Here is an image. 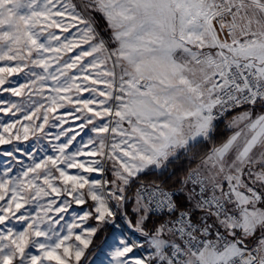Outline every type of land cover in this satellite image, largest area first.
Returning a JSON list of instances; mask_svg holds the SVG:
<instances>
[{"label": "snow or ice", "instance_id": "snow-or-ice-1", "mask_svg": "<svg viewBox=\"0 0 264 264\" xmlns=\"http://www.w3.org/2000/svg\"><path fill=\"white\" fill-rule=\"evenodd\" d=\"M0 264H264V0H0Z\"/></svg>", "mask_w": 264, "mask_h": 264}, {"label": "rangeland", "instance_id": "rangeland-1", "mask_svg": "<svg viewBox=\"0 0 264 264\" xmlns=\"http://www.w3.org/2000/svg\"><path fill=\"white\" fill-rule=\"evenodd\" d=\"M2 147H9V146H2ZM100 243V236L97 237L96 241L94 242V246Z\"/></svg>", "mask_w": 264, "mask_h": 264}]
</instances>
